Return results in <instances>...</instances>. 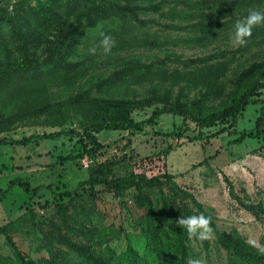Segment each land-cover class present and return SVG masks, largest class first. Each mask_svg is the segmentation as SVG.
I'll return each instance as SVG.
<instances>
[{"label":"rangeland","instance_id":"obj_1","mask_svg":"<svg viewBox=\"0 0 264 264\" xmlns=\"http://www.w3.org/2000/svg\"><path fill=\"white\" fill-rule=\"evenodd\" d=\"M227 1L230 7H236L238 2L253 3L257 0ZM249 6L246 10L230 9L220 19V22H225L223 28L214 30L216 35L168 28L171 20L157 13L139 15L141 20L151 22L147 23V28L125 30L123 38L133 46L125 45L112 55L110 63L105 61L106 57L98 48V69L90 74L106 76L116 67L114 59L138 57L147 64L157 59L166 60V76L171 77L170 73L175 70L187 72L173 59L209 58L203 64L210 71L203 87L194 88L192 84L186 87L184 81L172 84V80L165 81L163 87L170 88L171 101L197 104L207 110L217 109L228 102L235 84L246 72L264 64V26L254 27L243 47H233L229 40L236 20L243 19L253 8L264 11V0ZM231 13L234 16L232 21ZM92 34L93 37L80 41L78 51L81 55L98 43L95 33ZM142 37L146 42L139 40ZM84 83L85 80L71 89L73 95L89 88ZM146 84L132 83L111 88L105 96L140 99L151 93V87ZM263 92L255 97L257 103L249 104L239 115L237 136L222 134L193 142L165 136L162 133L176 130L182 125V119L162 115L154 127H146L139 132L107 131L98 134L104 147L93 159L84 157L60 163L59 156L67 154L74 144V140L66 137L39 140L25 148L0 146V227L8 232L16 249L37 264H64L62 252L67 250L68 244L94 247L97 234L103 242L100 250L107 247L122 250L127 236H139L143 228L144 214L134 205L135 189L119 197L96 190V193H85L77 200L61 196L62 192L73 190L79 182L94 175L95 168L106 166L114 177L142 172L147 176L168 173L173 179L162 187L164 196L169 201L175 199L179 206L186 205L192 211L191 215H199V205L212 217L215 228L211 225L214 231L209 240L201 242L187 237L185 243L189 257L201 259L204 264H225L229 255L220 246L216 230L226 235L236 234L241 241L264 252V120L261 119L264 104L260 102L264 99ZM91 94H97L96 87H91ZM52 97L63 101L66 93L54 87ZM152 109L147 106L137 108L131 115L135 121H141L149 116ZM79 118L78 115L55 126L46 117L16 121L0 132V139H19L32 133L78 128ZM188 125L189 132H193L194 125ZM215 130L203 132L209 135ZM242 134L249 135L236 143V138ZM169 146L171 151L164 155ZM20 180L28 183V192L18 185ZM158 191L156 188L149 192L154 202ZM241 203L255 210L248 211ZM84 218L91 219V225L85 224ZM79 225L83 226L81 232H77ZM86 230L97 231L89 235ZM9 244L6 236L0 234V254L14 261Z\"/></svg>","mask_w":264,"mask_h":264},{"label":"trees","instance_id":"obj_2","mask_svg":"<svg viewBox=\"0 0 264 264\" xmlns=\"http://www.w3.org/2000/svg\"><path fill=\"white\" fill-rule=\"evenodd\" d=\"M259 2H238L236 7L238 11L246 10L248 5L252 7ZM230 5L227 0H0V132L10 124L25 119L46 117L55 126L80 116L78 128L32 133L19 139L4 137L0 139V146L25 148L39 140L66 137L74 140V144L67 154L59 156L60 163L84 157L93 159L104 147L98 134L107 131L139 132L146 127H154L162 115L182 119V125L169 133H162L165 136L184 138L188 142L203 141L222 134L237 136L239 115L249 104L257 103L255 97L264 91V64L256 65L239 79L227 103L207 110L197 104L171 101L170 88L163 85L165 81L172 80V84L184 81L186 87L189 84L194 88L203 87L210 72L203 64L209 58L182 60L177 57L172 61L187 72L175 70L170 73L171 77L166 76L164 59L147 64L138 57L116 58L114 71L103 76L90 74L98 69L99 57L89 51L84 55L78 51L81 40L93 37L92 33H95V40L99 41L98 33L103 31L115 40L111 53L104 55L105 61L110 63L112 55L125 45L133 46L123 38L125 30L147 28V23L151 21H143L139 15L149 12L171 20L168 28L216 35V27L223 28L225 24L220 19L230 9L236 8ZM224 6L227 8L224 9ZM231 15L232 21L233 13ZM139 40L146 42L144 37ZM169 60L170 57L167 58ZM84 80L89 88L73 95L71 89ZM132 83H147L151 93L140 99L105 96L111 88L126 87ZM92 86L97 89L95 95L91 94ZM54 87L66 93L65 100L53 99ZM260 102L264 104V99ZM145 106L153 108L149 116L135 121L131 115L133 110ZM262 109L261 119L264 120V106ZM188 124L194 125L193 132H189ZM209 129L216 130L209 135L204 134L203 131ZM248 135H240L235 142L243 141ZM171 149V146L167 147L164 155ZM94 171L89 179L79 182L73 190L62 192L61 196L77 200L85 193L90 195L97 191L119 197L133 188L137 191L134 205L144 214L143 228L139 236H127L120 251L109 247L100 250L103 244L100 234L94 236L98 243L94 247L68 244L67 250L62 252L64 264H186L189 258L185 243L187 235L175 222L180 216H190L192 211L186 205L175 204V199L169 201L164 196L162 187L170 183L173 176L168 173L147 176L142 172L114 177L106 166ZM18 185L29 191L27 182L20 180ZM156 188L159 194L154 202L149 192H154ZM241 204L248 211L255 210ZM259 211L263 209L260 207ZM197 213L211 217L199 205ZM83 221L91 225V219L84 218ZM211 221L215 228L212 217ZM78 228L77 232L83 231V226ZM86 231L92 235L97 230ZM0 234L6 236L15 259L13 261L0 254V264H37L16 249L4 228L0 227ZM216 236L229 255L225 264H264V252L241 241L236 234L226 235L216 230Z\"/></svg>","mask_w":264,"mask_h":264},{"label":"clouds","instance_id":"obj_3","mask_svg":"<svg viewBox=\"0 0 264 264\" xmlns=\"http://www.w3.org/2000/svg\"><path fill=\"white\" fill-rule=\"evenodd\" d=\"M264 26V11L253 8L248 11V14L243 19H237L233 25L234 31L229 40L233 47H243L247 44L248 39L252 35L254 27ZM100 39L98 43L89 49L90 54L95 55L97 49L101 50V54L109 55L115 45L114 38L100 31L98 33ZM176 226L183 229L189 239L199 240L201 242L209 240L213 235L211 227V217L204 214L191 215L188 217L180 216L176 220ZM186 264H204V261L197 258L189 257Z\"/></svg>","mask_w":264,"mask_h":264}]
</instances>
